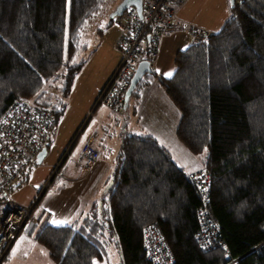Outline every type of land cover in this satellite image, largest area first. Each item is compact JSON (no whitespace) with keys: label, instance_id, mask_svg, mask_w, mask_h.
Here are the masks:
<instances>
[{"label":"trees","instance_id":"1","mask_svg":"<svg viewBox=\"0 0 264 264\" xmlns=\"http://www.w3.org/2000/svg\"><path fill=\"white\" fill-rule=\"evenodd\" d=\"M105 1L0 0V117L27 101L51 112L53 131L85 61L83 32ZM174 66L158 82L180 112L177 138L208 173L207 198L156 138L122 131L100 205L72 224L38 228L35 239L53 264L102 262L108 242L119 264H155L143 247L149 224L173 264H264V0L233 3L222 27L179 50ZM52 79L58 93L46 96ZM201 208L222 247H200Z\"/></svg>","mask_w":264,"mask_h":264},{"label":"built area","instance_id":"2","mask_svg":"<svg viewBox=\"0 0 264 264\" xmlns=\"http://www.w3.org/2000/svg\"><path fill=\"white\" fill-rule=\"evenodd\" d=\"M185 0H142L141 10L126 8L114 22L120 29L116 47L119 61L98 94L95 106H105L114 114L124 110L126 92L132 75L141 61L151 65L157 58L161 40L167 33L181 28L177 10ZM240 3L244 0H233ZM181 25V27H180ZM186 28L192 41L209 36L210 31L188 24ZM53 116L50 111L29 102L12 105L0 117V264L8 254L12 243L22 231L34 227V207L18 203L11 197L12 190L22 183L29 172L40 165V152L48 148L52 135ZM95 134L83 144L77 156V164L88 172L98 158L94 147ZM63 159L52 165L42 191L50 184L65 180L61 170ZM201 196L206 199L209 176L205 170L192 174ZM199 245L203 249L222 247L219 228L204 208L197 213ZM143 247L146 256L155 264H173V254L164 241L159 228L149 224L144 231Z\"/></svg>","mask_w":264,"mask_h":264},{"label":"crops","instance_id":"3","mask_svg":"<svg viewBox=\"0 0 264 264\" xmlns=\"http://www.w3.org/2000/svg\"><path fill=\"white\" fill-rule=\"evenodd\" d=\"M201 1L202 0H185L177 11L178 21L181 23V25H183L182 27L180 25L181 28L178 30L182 31L175 32V30L163 36L159 47V55L152 63L155 66V68H153L155 75L151 76H154V78L157 79V82L156 80L155 82L158 83V85V77H168L165 74L170 72L171 69L174 71L175 66L172 67V63L174 64L176 53L192 43L191 35L186 28V25L194 24L210 31V33H214L217 32L224 24L222 22V18L220 17L219 20L216 21L217 15L215 14L213 16L211 15L212 17H204L202 6H200ZM111 15L108 22H105L96 29V34L98 36L96 47L91 51L89 57L87 58V62L94 58V60H96L97 57L101 58V61L95 71L96 77L93 78L92 97L95 96L100 87L103 88L102 85H105L109 75H111L115 69L120 58V52L116 47V39L118 34L116 35V33L113 31V23L115 20L112 19L113 16ZM85 62L86 60L80 68V71L76 74V78H80V76L85 74L84 70L88 68V63L85 64ZM84 65H86L85 69ZM149 80H153V85L157 87V85L154 83V79ZM85 82L87 83L86 80ZM143 82L144 80L142 83ZM142 86L143 84L140 86V88ZM138 90L136 94L132 96L134 97V100H130V98H128L121 114H114L110 109L102 106L97 119V128L86 132L84 141L79 145L77 153H79L80 149L88 140V138L95 134L94 147L98 151V158L93 167L88 172L82 171L80 165L77 164V154L75 159V167L72 165H66L64 172L62 171L65 177L64 183L67 181L82 182L85 180L83 187L85 184H87L84 189H80L75 201L70 205L67 211H65L64 208L61 209L63 210L61 216L64 213V219L68 221V223L62 225L72 224L80 217H83V215L86 214L88 210H90L91 206L95 202L98 204L99 202L101 203V198L103 195H105L110 185V177L116 162H114V158L116 157L119 150L120 137L123 133L122 131L136 134L146 133L153 136L160 144L164 145L169 150L174 161L189 174L202 170V163L199 157H193L192 153L181 143V141H179L176 136V128L180 118L179 110L171 103L170 99L166 97L167 95L165 96L162 92H160V90L159 94L156 93V95L153 97L150 96L149 93H146L147 91L143 89L139 92ZM148 96L151 100L148 99L147 101ZM129 105H131V108L128 107ZM97 107H94V110H96ZM129 108L132 112L131 117H129V114H127V109ZM107 116L109 118H107ZM115 118L117 120H114ZM115 122H117V125ZM53 137L54 132L52 131L48 148L51 147ZM74 145L75 144L70 147V151L74 149ZM171 147L176 149V153H179V155L175 154ZM101 155L104 157V159H101ZM110 157H113L111 163L107 160L110 159ZM64 162L65 158H63L62 165ZM77 167H79V169ZM23 235L33 236L34 234L32 235L25 233ZM33 239L36 241L35 236H33ZM14 243L15 241L12 243V245ZM12 245L9 251L11 250Z\"/></svg>","mask_w":264,"mask_h":264},{"label":"rangeland","instance_id":"4","mask_svg":"<svg viewBox=\"0 0 264 264\" xmlns=\"http://www.w3.org/2000/svg\"><path fill=\"white\" fill-rule=\"evenodd\" d=\"M121 1L122 0H106L99 13L87 24L83 32L82 38L88 46L87 50L81 56L86 60L85 64L88 63V68L85 69L86 65H84L85 74L80 76V78H76L77 76L74 77L71 92L62 98V102L64 103L63 113L59 116L57 122L54 125V137L51 147L47 149V155L40 165L34 167L27 179L16 186L11 192V197L18 203L30 205V203L36 201V207L34 209L33 215L35 217L36 223L34 227L30 228L29 230L22 231L19 234L15 240V243L12 245L11 250L1 264H53L48 256L47 250L37 243L33 239V236L36 235L38 228L43 222L56 225L52 223L54 219L65 220L63 216L64 213L61 216V213L63 212L61 209L64 208V210L67 211L70 205L75 201L80 189H84L87 184H85L83 187L85 180L82 182L67 181L65 183L64 180L58 184H50L44 191H42V189L44 187L45 181L49 177L51 170L50 168L52 165L65 158V162L61 167L63 172L66 168V165H72L75 167V159L78 154L77 149L81 142L84 141L86 132L95 129L98 126L97 119L102 106L99 105V107L94 110L93 105L102 87H100L95 96L92 97V84L93 78L96 77L95 71L101 61V58L97 57L96 60H94V58L89 62H87V58L89 57L91 51L96 47V41L98 40L96 29L110 20V15ZM200 6H202L204 17H212L215 14L217 15L216 21H218L220 17L224 23V21L228 18L227 16L230 14L231 0H202ZM116 18L117 17L115 15L112 19L116 20ZM113 29L116 35H119L120 29L114 23ZM178 31L182 30H176L175 32ZM172 67H174L173 63ZM150 68L153 71L155 66L152 64ZM172 71L173 69H171V72ZM149 79H154V83L157 85V87L153 85V80ZM155 80L157 82V79L154 78V76H146L144 78V82L141 83L143 86L141 88H137L139 89L138 92L143 89L147 91L146 93H149L150 96L153 97L156 95V93L159 94L160 90V92L166 96L161 85L159 84V86ZM59 83L60 81L58 79L50 80V82H48L45 86V89L47 90L46 96L49 94L51 96H56L58 93L56 87L60 86ZM148 99L151 100L149 96L147 101ZM130 100H134V97H130ZM130 106L131 105L128 107ZM130 108L127 109V114H129V117L132 115ZM107 118L109 117L107 116ZM114 120L117 119L115 118ZM115 124L117 125V122H115ZM73 144H75L74 149L70 151V147ZM172 150L175 154L179 155V153H176V149L172 148ZM192 155L193 157H196V155ZM112 158L113 157H110V159L107 160L111 163ZM101 159H104L102 155ZM199 159L201 161V157H199ZM115 161L116 157L114 158V162ZM77 168L79 169V167ZM25 233L34 235L24 236L23 234ZM108 243L107 257L102 262H98L96 264H119L118 253L114 247V244L112 242Z\"/></svg>","mask_w":264,"mask_h":264},{"label":"water","instance_id":"5","mask_svg":"<svg viewBox=\"0 0 264 264\" xmlns=\"http://www.w3.org/2000/svg\"><path fill=\"white\" fill-rule=\"evenodd\" d=\"M234 3L233 0H231V5ZM142 0H122L116 9L113 11L111 16L120 15L122 14L123 10L126 9L129 6H134L137 11L141 10ZM152 70L150 68V64L148 61L144 60L138 63L136 66V69L132 75L130 86L126 92L125 101H127V98L130 96L132 91L135 89L137 83L140 81V79L146 74L150 73ZM47 155V148H44L39 155L38 161L41 163L45 156ZM112 181H110V184ZM100 205V202H99Z\"/></svg>","mask_w":264,"mask_h":264},{"label":"snow or ice","instance_id":"6","mask_svg":"<svg viewBox=\"0 0 264 264\" xmlns=\"http://www.w3.org/2000/svg\"><path fill=\"white\" fill-rule=\"evenodd\" d=\"M165 75H167L168 77H171L172 76V72L170 71V72L166 73ZM52 223H54V224L59 226V225L68 223V221H66V220H55L54 219L52 221ZM93 264H96V262L94 261Z\"/></svg>","mask_w":264,"mask_h":264}]
</instances>
